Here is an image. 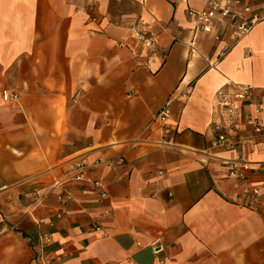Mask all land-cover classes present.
Listing matches in <instances>:
<instances>
[{"label": "crops", "instance_id": "0c3cea01", "mask_svg": "<svg viewBox=\"0 0 264 264\" xmlns=\"http://www.w3.org/2000/svg\"><path fill=\"white\" fill-rule=\"evenodd\" d=\"M242 1L260 21L232 44L192 33L203 0H0V264H264V200L241 204L264 187V0ZM226 84L252 101L210 154Z\"/></svg>", "mask_w": 264, "mask_h": 264}, {"label": "built area", "instance_id": "2783aa9c", "mask_svg": "<svg viewBox=\"0 0 264 264\" xmlns=\"http://www.w3.org/2000/svg\"><path fill=\"white\" fill-rule=\"evenodd\" d=\"M205 8L201 10H190L188 16L191 18L192 33H210L217 26L223 30L232 32V44L251 32L260 19L253 15L252 9L242 0H203ZM133 37L146 49L154 48L156 35L153 32H144L136 27L131 28ZM215 40L219 41L220 36L216 35ZM231 44H225L221 50V55L225 54ZM226 84L215 93L218 107L224 112L221 122L213 125L214 138L210 143V154L216 150H234L239 142L229 138V134L236 132L238 121L242 116V109L245 104L252 101V89L248 85ZM2 101L5 103L16 102L18 95L2 91ZM170 114L169 107H164L155 120L164 121ZM262 109L259 104H253L251 114L245 118L244 124L256 136H264V125L260 119ZM247 140L242 139L240 143ZM264 145V142H263ZM79 170H83L81 165H77ZM249 170V164L245 161L237 160L230 164L228 174L231 178L242 180L245 171ZM76 180H84L83 173L76 176ZM99 191L100 198L107 197L103 183L99 180H85ZM264 200V187H253L246 191L242 206L253 208L254 203ZM100 230V227L96 228ZM105 235V234H104Z\"/></svg>", "mask_w": 264, "mask_h": 264}]
</instances>
